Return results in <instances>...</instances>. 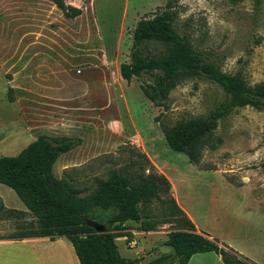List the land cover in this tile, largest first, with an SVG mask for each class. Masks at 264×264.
I'll list each match as a JSON object with an SVG mask.
<instances>
[{
  "label": "rangeland",
  "instance_id": "rangeland-1",
  "mask_svg": "<svg viewBox=\"0 0 264 264\" xmlns=\"http://www.w3.org/2000/svg\"><path fill=\"white\" fill-rule=\"evenodd\" d=\"M164 1L64 0L77 6L81 14L71 21H59L48 0H0V133L6 131L7 124L19 125L20 112L26 116L29 137L78 139L79 144L65 153L66 162L75 167L61 171L59 176L71 179L81 196L93 189L96 179H106L128 158L137 159L140 141L149 140L156 161L169 164L180 175L177 178L169 172L180 205L201 233L241 251L246 260L264 264L261 111L237 107L218 120L211 141L215 148L202 151L199 170L189 165L183 154L167 147L158 124L171 126L206 117L225 98L215 84L203 78L185 81L169 92L164 107H156L139 90V85L150 82L148 76L118 83L110 72L104 113L97 114L95 106L84 103V97H67L69 90L81 92L84 85H88L87 100L95 97L99 101L104 96L100 85L103 71L98 63L93 64L95 57L78 49L68 51L71 44H81L80 33H90L94 41L96 35L103 40L108 54L114 55V69L129 60L136 22L161 8ZM175 11L177 33L185 35L195 51L221 72L237 76L247 87L264 86V0H178ZM118 34V51H114ZM148 48L152 52L160 49ZM9 83L13 96L10 106L6 105ZM10 153L0 150V157H10ZM58 170L53 168L55 174ZM159 207L156 201L150 205L152 216ZM110 214L109 210L95 209L91 221L106 228ZM155 220V232L138 231V223L126 222L120 231L125 236L114 241L120 257L147 264L172 254L163 242L173 227L160 215ZM29 222L32 220L20 219L23 232ZM15 228L12 221H0V236L15 232ZM130 239L137 242L134 248L125 246ZM164 264H175L174 258Z\"/></svg>",
  "mask_w": 264,
  "mask_h": 264
},
{
  "label": "trees",
  "instance_id": "trees-1",
  "mask_svg": "<svg viewBox=\"0 0 264 264\" xmlns=\"http://www.w3.org/2000/svg\"><path fill=\"white\" fill-rule=\"evenodd\" d=\"M49 1L65 18L73 19L81 14L79 8L65 4L64 0ZM177 1L165 0L161 8L136 22L129 60L119 64L118 74L126 83L132 78L148 76L150 82L139 85V90L156 107H164L169 92L193 78H203L223 91L224 101L206 117L171 126L158 124L167 147L183 154L189 164L201 170L202 151L215 148L211 141L218 120L244 106L264 114V86L247 87L237 76L221 72L195 51L188 38L178 34L175 28ZM149 45L160 49L152 52ZM6 93L8 102H12V89L7 87ZM154 121L158 123V117ZM78 144V139L39 135L15 156L0 157V184L13 191L32 219L23 232L20 219L24 213L4 208L0 200V221H12L16 226L15 232L0 236V240L64 237L70 242L78 264H135V259L120 257L115 239L125 236L120 231L126 222L138 223L141 232L157 231L155 217L160 215L173 227L163 242L172 254L147 264H164L170 258H174L175 264H187L192 255L206 252L217 255L222 264H250L229 247L195 232L191 221L171 197L166 178L157 173L140 151L136 152L137 159L128 158L106 179H96L93 189L81 196L71 179L63 175L57 179L52 173L58 156ZM154 201L160 207L152 216L149 207ZM95 209L111 213L101 233L86 225Z\"/></svg>",
  "mask_w": 264,
  "mask_h": 264
},
{
  "label": "crops",
  "instance_id": "crops-1",
  "mask_svg": "<svg viewBox=\"0 0 264 264\" xmlns=\"http://www.w3.org/2000/svg\"><path fill=\"white\" fill-rule=\"evenodd\" d=\"M49 3L51 4V6L54 7L56 11L55 13H56L57 20L61 21L65 19V20L71 21V19L63 17L60 10L57 9L50 1ZM65 4L73 6V7H77V6H74L70 2H65ZM79 16L73 19H77L79 18ZM80 34L81 35L79 36L80 37L79 40L81 44H78V46L71 44L72 47L68 49V51L69 50L74 51V49H78L82 51V53H84L83 55L95 57V58H92L93 64L95 65L98 63L99 66L97 65V67H100V69L103 71L102 72L103 79H102V82H100V85H102L103 87L104 96H103V99L99 101H96L95 97H93L92 100H87L88 95L86 91L88 89V85L86 86L84 85V89L81 92L72 93L69 90V92L67 93L68 95L67 97L69 99H74V97H78V96L84 97L83 99L84 103L88 104L90 102L89 106H95V108L97 109L96 113L100 115L106 111V103L108 99L106 95V89L107 91L109 89V86L107 83L108 81L107 75L111 72L114 77L115 82L120 83L123 81L119 77V74H118V66L120 63L114 66V69L113 67H111L113 63V59L111 60V58H113L114 55L111 57V55L108 54V50L103 47V43H102L103 40L100 39L98 35L95 36L96 38L94 41V39L91 40L90 33L87 34V33L82 32ZM119 34H118L117 44H116L114 51H118L117 50L118 43L120 40ZM82 43H85V45L82 46ZM94 65H91V67H94ZM8 87L12 89V86L10 83L8 84ZM116 102L117 101L113 99L112 105H114V107H116L115 105ZM6 105L10 106L11 102L7 103ZM119 110H121L120 106H119ZM19 116H20L19 125L12 124L13 126H10L9 124H7L6 131L4 133L3 132L0 133V146L5 144V147H0V150L2 151L6 150L9 152L11 151L12 153H10L9 155H12V156L13 155L15 156L22 148H24L26 144L28 143V141L32 142L35 139L33 137L27 136L28 131H27V122H26L25 114L23 115L22 113L19 112ZM131 127L133 129L132 125ZM135 136L138 137V139H140L137 133H135ZM28 137L29 139L27 140ZM148 142L143 143L142 141H140V145H141L140 152H142L146 156V158L148 159L150 164L155 168L157 173L163 175L166 178L170 186V195L175 201L177 207L191 221L195 232L200 234L202 231L198 229V227L195 225L190 215L180 205L177 199V196L175 194L173 181L170 178L169 174L170 173L175 174L177 178H181L180 175H178V173L176 174L174 170L172 171V166H170L169 164L159 163L158 161H156V158L154 156L153 147ZM65 155L66 154L64 153L58 156V158L55 160L52 166V173L54 177H56L57 179L60 178L59 175L61 171L68 169L70 167H75L73 166L74 164H70L66 162ZM55 166L58 167L59 169L56 173L57 175L53 172V168ZM3 187H6V186L0 184V200L2 202L3 207L6 209L23 212L24 215L22 216V220L24 219L32 220L30 216L28 215V211L25 209V207L20 202V200L16 197L13 191L7 187L6 189ZM125 225L126 223H124V226ZM164 247L170 248L167 246H164ZM232 251L242 257L245 256L241 253V251H235V250H232ZM246 261L250 264L254 263L251 260H246ZM0 264H78V261L74 255L70 242L66 238L57 237L54 240H49L46 237H36V238H24L20 240H0ZM187 264H221V263H220L219 257L216 256L214 253L206 252V253H196L192 255L189 258Z\"/></svg>",
  "mask_w": 264,
  "mask_h": 264
},
{
  "label": "water",
  "instance_id": "water-1",
  "mask_svg": "<svg viewBox=\"0 0 264 264\" xmlns=\"http://www.w3.org/2000/svg\"><path fill=\"white\" fill-rule=\"evenodd\" d=\"M86 225L92 228L96 233H101L105 231V227L103 225L94 223L92 221H86Z\"/></svg>",
  "mask_w": 264,
  "mask_h": 264
},
{
  "label": "built area",
  "instance_id": "built-area-1",
  "mask_svg": "<svg viewBox=\"0 0 264 264\" xmlns=\"http://www.w3.org/2000/svg\"><path fill=\"white\" fill-rule=\"evenodd\" d=\"M137 242L133 239H130V240H126L125 241V246L127 248H134L136 246Z\"/></svg>",
  "mask_w": 264,
  "mask_h": 264
}]
</instances>
